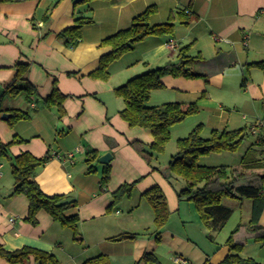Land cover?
<instances>
[{
	"label": "crops",
	"instance_id": "1",
	"mask_svg": "<svg viewBox=\"0 0 264 264\" xmlns=\"http://www.w3.org/2000/svg\"><path fill=\"white\" fill-rule=\"evenodd\" d=\"M150 6L156 8L150 22L159 24L172 18L175 34L144 38L110 65L108 80L92 77L91 72L99 68L101 55L112 49L101 41L129 27ZM182 11L193 15L189 24L180 22L178 14ZM80 16L91 17L93 22L84 27L81 41L68 47L59 33L74 25ZM170 38L178 41L177 49L168 47ZM187 45L190 54L212 60L208 65H198L209 76L166 75L165 86L152 92L148 105L197 102L199 113L187 117L193 128L200 124L194 117L206 112V119L200 121L204 131L245 127L256 139L264 136V70L250 65L264 60V0H16L1 5L0 88L4 93L0 106L6 113L15 107L35 112L30 120L20 121L15 127L1 118L0 138L4 143L15 135L24 139L11 146V156L23 151L39 158L51 155L34 178L45 193L68 194L77 201L79 229L83 235L95 234L100 240L101 249L93 256L115 257L117 243L123 245L117 246L122 253H128L127 243L136 242V236L116 244L110 238L154 225L153 209L141 207L142 194L155 185L165 194L170 211L162 230L174 233L172 227L182 226L179 187L166 178L158 163L150 164L132 144L139 140L149 146L153 133L130 125L121 116L125 102L116 96L115 88L136 75L177 61L179 50ZM19 62L29 63L27 78L37 89L38 99L29 101L20 94L14 100L5 91L16 76ZM55 86L66 95L63 115L57 108L43 105ZM253 127L256 133L252 132ZM257 146L254 145L259 149ZM94 150L98 153L97 162L94 161L97 171L89 173L86 159ZM69 152L76 153L73 159L67 157ZM107 152L113 155L112 171L109 183L103 186L101 171L105 164L99 158ZM263 155L264 149L259 153ZM133 181L132 195L124 198L132 209L123 212L117 205L109 211L112 193ZM13 189V174H4L0 180V242L4 247L12 251L32 246L58 254L56 264H81L84 260L78 259L69 228L44 210L39 212L37 224L28 222L29 200L24 194H13ZM228 252V245L219 247L207 260L209 264H219ZM176 258L174 262H181L177 260L180 257ZM258 261L264 263V252L258 254ZM0 264L11 263L0 257ZM28 264H37L34 256H30Z\"/></svg>",
	"mask_w": 264,
	"mask_h": 264
},
{
	"label": "trees",
	"instance_id": "2",
	"mask_svg": "<svg viewBox=\"0 0 264 264\" xmlns=\"http://www.w3.org/2000/svg\"><path fill=\"white\" fill-rule=\"evenodd\" d=\"M16 0H0L1 5ZM154 6L148 7L144 12L137 15L131 25L121 29L115 34L104 38L101 43L112 47L111 51L101 55L99 68L91 72L94 78L108 80L110 78V65L120 59L125 53L135 49L136 44L151 35L175 34L176 23L171 18L167 22L152 24L150 16L155 13ZM179 20L183 24H189L193 15L182 11ZM91 17L80 16L74 25L63 29L59 36L68 47L76 46L83 38V29L91 24ZM190 46H184L179 50L178 59L161 67L150 69L136 75L124 84L115 88V94L123 98L125 107L120 111L121 116L132 126L150 129L154 140L146 146L136 140L132 144L135 149L150 164L152 159L163 152L166 144L171 139V127L183 121L189 116L199 113L200 107L197 102H167L160 105L150 106L148 101L154 90L165 86L163 78L166 75L186 78H207L206 72L199 70V64H209L212 60L204 59L200 54L189 53ZM250 65L264 70V60L251 63ZM14 80L5 87V91L12 97L24 94L29 101L38 99L37 89L29 82L27 75L29 63L19 62ZM64 98L60 89L55 86L52 93L43 100V105L48 108H57L61 115L64 114ZM35 110V109H34ZM32 109L10 108V117L7 122L14 126L20 120L32 117ZM5 109L0 106V118ZM204 125H196L186 137L177 140L178 152L162 168L171 183L172 179H183L185 186L177 189L179 199L191 201L195 204L200 219L207 230L212 231L222 227L229 216L231 209L223 203L226 197L243 199L248 197L252 200V218L248 224L238 225L232 230L227 244L229 252L219 264H264L252 257L241 254L246 239L253 238L264 243V226L260 224L261 215L264 212V155L259 156V150L254 143L248 147L242 157L240 165L210 166L200 163L203 155L219 151H236L250 133L247 128L239 129H213L209 137L202 134ZM23 138L15 135L13 140L4 143L0 139V158L11 155V146L22 143ZM257 145L264 144V136L256 139ZM261 153V152H260ZM51 158L50 154L36 157L29 151H23L13 157L12 174L14 177L13 194H24L29 200V209L26 220L32 224L38 223V214L44 210L62 226L68 227L74 233V239H80V218L76 211L78 203L68 194L60 193L49 195L45 193L34 178L38 168L43 166ZM98 153L96 150L88 154L86 162L90 164L88 172L97 171L96 164ZM154 167V166H153ZM156 168V167H154ZM112 166L105 164L101 171V184L106 186L111 178ZM135 187V182L124 183L115 190L113 202L109 205L111 211L126 197H130ZM142 197L150 204L154 212V226L156 239L161 240L160 230L167 224L170 216L168 201L160 186L155 185L146 190ZM218 228V229H219ZM137 233H122L113 236V241L133 239ZM82 239V238H81ZM34 256L37 264H56L58 257L53 253L32 247L24 246L17 250H8L0 242V257L5 258L11 264H28L30 256ZM145 260H157L153 253L146 252ZM81 264H112L107 254H98L84 260Z\"/></svg>",
	"mask_w": 264,
	"mask_h": 264
},
{
	"label": "rangeland",
	"instance_id": "3",
	"mask_svg": "<svg viewBox=\"0 0 264 264\" xmlns=\"http://www.w3.org/2000/svg\"><path fill=\"white\" fill-rule=\"evenodd\" d=\"M18 98H20V96L12 97V99L14 100ZM22 109H27V108H22ZM34 112L35 110L33 111V114ZM3 113L4 112H2V114ZM206 115H207L206 112H202L201 115H197L194 118H197L196 120H198V123H200V121L202 122L204 121L203 119H206ZM30 119L20 120V121H28ZM20 121H18L17 123H19ZM190 121L191 119L186 118L183 121L176 123L171 127L170 129L171 139L166 144L164 151L159 153L158 155H156V157L152 159L153 163H158L160 165V168H162L163 165L167 164L172 159V157L177 154L178 152L177 140L181 137H186L193 128ZM17 123L14 126H11L9 123L8 124L11 127H15ZM210 134L211 131L206 129L205 131L204 130L202 131L201 135H203L204 137H209ZM253 143L257 146L256 138L254 137L253 134L249 133L247 137L244 139L243 143L236 151L212 152L203 155L200 158V163L210 166L225 165V166H229L232 169L241 162V159L245 155L246 150ZM263 145L258 144L257 147L259 148L258 149L259 153L260 152L262 153L264 149ZM11 155H9L8 157L0 158V160L4 162L3 175L4 174L7 175V173L12 174L11 169H12V163L14 161L13 160L14 156ZM173 181H175L174 184L177 188L178 187L182 188L185 186V181L183 179L177 178V180H173ZM125 200H124V204H122L123 201H121L117 206V208H120V210H122L123 212H127L132 209L130 203H125L126 202ZM143 202L144 203H142V207H141L142 210L148 207L152 210V207L146 201V199H143ZM223 203L231 209L229 216L224 221V224L222 225L221 228H219L221 225L220 224L218 227L219 229L217 228V229H213L212 231H209L201 221L195 204L186 199L182 200L181 209L178 212L180 214V219L182 223L181 228L178 227L176 229L175 226L174 228L172 227V230L174 231L173 233V232L163 231L162 230L164 228L163 227L161 229L162 230L161 240L156 239L154 225H152L150 228L147 229L142 228L140 230H136L138 231L135 239L136 242L127 243L128 245L126 251L128 253H122L121 252L122 248L117 246H123V245H119L120 243H117V246L114 247L116 248L115 257L109 256L111 263L113 262L112 259H114L116 261L115 263L117 264H209V261L207 259H210L212 254L219 247L226 246L225 244H227V240L232 230H234L238 225L248 224L251 217L250 198L245 197L243 199H235V198L226 197L223 199ZM261 216L262 217L260 220V224L264 226V212ZM133 224L134 223H132V225ZM69 230L71 231L69 237H71V242L73 243V246L77 250L76 253L80 261H83L97 254L100 251L101 246L98 243L100 242V240L97 239V236H95V234H90L87 232L86 235L85 234L83 235L80 229L82 239L81 238L74 239L73 231L71 229ZM115 242L118 241H114V243L112 244H116ZM131 248L134 249V254ZM146 252L153 253L154 256L157 258V260L143 259V256ZM260 252H264L263 242L255 240L253 238L246 239V241L244 242L243 250L241 252L243 256H245L246 258L252 257L258 260V254ZM56 255L58 256V254ZM175 257L177 258L180 257V260L182 261L174 262L173 260L175 259ZM68 264H75V262L71 261Z\"/></svg>",
	"mask_w": 264,
	"mask_h": 264
},
{
	"label": "built area",
	"instance_id": "4",
	"mask_svg": "<svg viewBox=\"0 0 264 264\" xmlns=\"http://www.w3.org/2000/svg\"><path fill=\"white\" fill-rule=\"evenodd\" d=\"M167 45L171 49H177L179 47L178 41L176 39H174V38H170V40L167 41ZM252 132L256 133V128L255 127L252 128ZM67 154H68L67 155L68 158L73 159L74 155L76 153L75 152H69ZM3 169H4V162L0 160V179L3 176V173H4ZM263 191H264V189H263ZM13 220H14V218H11V221H13ZM177 260H180V258H178ZM180 261H182V260H180Z\"/></svg>",
	"mask_w": 264,
	"mask_h": 264
},
{
	"label": "water",
	"instance_id": "5",
	"mask_svg": "<svg viewBox=\"0 0 264 264\" xmlns=\"http://www.w3.org/2000/svg\"><path fill=\"white\" fill-rule=\"evenodd\" d=\"M75 1H80V0H75ZM3 93H4V89L3 88H0V100H1V98H2V95H3ZM10 113H6V112H4L3 114H2V116H1V118L3 119V120H7L9 117H10ZM112 158H113V155L111 154V152H107L106 154H103L100 158H99V161L101 162V163H103V164H108V163H110V161L112 160Z\"/></svg>",
	"mask_w": 264,
	"mask_h": 264
}]
</instances>
